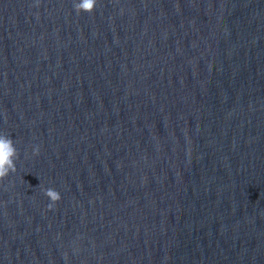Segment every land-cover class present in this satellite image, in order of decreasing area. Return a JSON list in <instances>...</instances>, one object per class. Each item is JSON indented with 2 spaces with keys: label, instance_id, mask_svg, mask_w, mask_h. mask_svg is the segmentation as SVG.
<instances>
[{
  "label": "clouds",
  "instance_id": "9594fccd",
  "mask_svg": "<svg viewBox=\"0 0 264 264\" xmlns=\"http://www.w3.org/2000/svg\"><path fill=\"white\" fill-rule=\"evenodd\" d=\"M38 3V0H37ZM97 0H78L74 2L73 7L77 14L81 12L92 13L96 7ZM33 154H39V147L33 148ZM18 157V151L14 146L11 136L0 134V180H3L10 173L16 171L15 160ZM45 195L52 203L48 204V209L51 210L56 202L61 199L58 191L48 188L44 190Z\"/></svg>",
  "mask_w": 264,
  "mask_h": 264
}]
</instances>
